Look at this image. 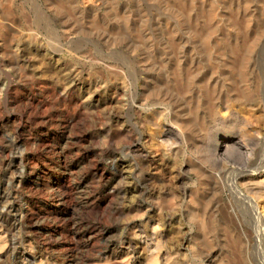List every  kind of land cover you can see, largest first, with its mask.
<instances>
[{
    "label": "rangeland",
    "instance_id": "374dc122",
    "mask_svg": "<svg viewBox=\"0 0 264 264\" xmlns=\"http://www.w3.org/2000/svg\"><path fill=\"white\" fill-rule=\"evenodd\" d=\"M10 248L264 264V0H0Z\"/></svg>",
    "mask_w": 264,
    "mask_h": 264
},
{
    "label": "bare ground",
    "instance_id": "6f19581e",
    "mask_svg": "<svg viewBox=\"0 0 264 264\" xmlns=\"http://www.w3.org/2000/svg\"><path fill=\"white\" fill-rule=\"evenodd\" d=\"M3 4H4V3H3ZM208 19H209V18H208ZM208 33H210V32H208ZM207 36H208V35H207ZM252 99H253V98H252ZM252 99H251V100H252ZM224 145H225V144H224ZM58 184H59V183H58ZM57 188H58V187H57ZM248 198H249V197H248ZM4 209H5V207H4ZM12 243H14V241H13ZM14 246H15V245H14ZM12 248H14V247H12ZM14 250H15V248H14ZM10 251H11V248H10L9 250L5 251V253H3V254L0 255V264H6V263H5V260H6V259H4V258H6V257L8 258V256H9L8 254L10 253ZM13 253H14V252H13ZM3 259H4V260H3ZM2 261H3V263H1Z\"/></svg>",
    "mask_w": 264,
    "mask_h": 264
}]
</instances>
